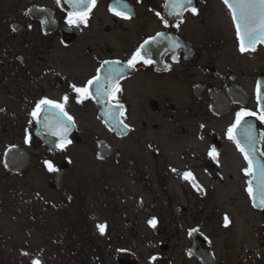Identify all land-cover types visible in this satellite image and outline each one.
I'll return each mask as SVG.
<instances>
[{
  "label": "flooded vegetation",
  "instance_id": "1",
  "mask_svg": "<svg viewBox=\"0 0 264 264\" xmlns=\"http://www.w3.org/2000/svg\"><path fill=\"white\" fill-rule=\"evenodd\" d=\"M165 3L97 0L88 26L76 27L66 23L72 8L65 0H0V196L4 200L12 191L20 202L0 204V222L12 211L17 224L25 223L21 212L32 211L28 225L47 234L44 211H53L65 225L58 226L63 233L77 229L68 230L64 242L81 249L58 250L60 237L41 236L53 245L50 261L38 254L42 264H264V209L253 207L246 191L250 177L243 172L247 162L227 138L237 112L261 107L256 89L258 81L264 85V43L241 54L223 0H193L198 14L189 10L182 17L170 15ZM109 9L132 18L121 19ZM157 33L182 47L174 60L171 42L161 40L148 57L151 64L123 69L117 97L124 112L117 120L105 114L103 100L77 103L73 85L83 87L105 60L127 65ZM106 74L107 66L100 72L102 78ZM65 95L74 127L68 134L72 143L60 151L59 135L45 126V113L37 122L31 112L39 100L63 103ZM53 112L47 113L48 123L59 132ZM119 121L130 130H122ZM246 122L255 126L254 159L264 164V123L255 117ZM243 128L235 133L242 143ZM81 145L113 167L114 187L96 193L97 216L90 215L92 206L69 205L73 191L63 179L72 166V149ZM212 148L216 160L208 156ZM45 161L59 171L49 172ZM185 171L193 173L203 193L181 178ZM37 180L44 187L34 192L39 202L34 208L25 205L23 194L27 182ZM153 217L155 229L148 224ZM87 220L106 223L105 235L85 236L78 228L85 229ZM193 229L199 231L189 235ZM5 237L0 234V244L8 243ZM23 249L10 254L0 246V264H26Z\"/></svg>",
  "mask_w": 264,
  "mask_h": 264
},
{
  "label": "snow or ice",
  "instance_id": "2",
  "mask_svg": "<svg viewBox=\"0 0 264 264\" xmlns=\"http://www.w3.org/2000/svg\"><path fill=\"white\" fill-rule=\"evenodd\" d=\"M66 3L70 5L72 11L68 12L66 23L68 25H75L79 27L80 25L88 26V21L92 9L96 7L97 0H65ZM60 3V0H57ZM223 3L227 6L232 23L235 27L236 38L239 43V51L241 54L247 53L249 51H255L256 45L258 43H264V0H223ZM165 8L170 9V15L175 17H182L185 11H191L193 15L198 14V9L193 5V0H166L164 5ZM114 15L119 16L121 19L130 20L132 18L131 14L123 11H116L115 9H109ZM164 23L165 27L169 26V21L165 19L160 12L156 13ZM183 21L180 20V23ZM180 23H176L175 27L179 28ZM16 29H13L15 31ZM168 39L172 45L173 59H176L175 51L177 48L182 47L178 41H173L171 37H166L164 33H157L156 37L149 40H145L144 44L133 53L131 58L128 60L127 65H123L120 61H103L101 63L100 69L97 70V75L89 79L83 87L72 86L73 91L77 94V103H83L87 99L96 98L97 102L103 100L108 105V110L105 113L112 120H117L118 115L123 114L124 106L119 103L117 93L122 91L119 84V77L123 73L125 67L135 69L138 63H143L144 65H149L152 60L148 57L151 56L153 51V46L158 44L159 41ZM107 66V74L102 78L100 75L101 69ZM264 85L259 81L257 82L256 97L257 103L261 107L258 112L246 111L241 109V111L236 113L235 122L227 130V138L235 143L237 149L241 152L244 160L247 162V167L243 169L244 175L250 177L247 181V193L253 201V207H259L264 209V164H258L254 159L256 148L255 143L257 142L255 136V126L252 124H247V117H255L261 123H264V91H262ZM68 96L63 97V103H59L48 98H43L39 100L31 112L33 119L39 122L40 114L45 113L44 122L45 126L49 127L53 135H59L60 143L57 145L60 151H65L67 146L72 143L68 139V134L74 127L73 117L68 115L65 111V105L68 102ZM111 101H115L112 104ZM57 110L53 112V110ZM53 112V115L57 117L56 127L59 132L53 131L52 126L48 123L47 113ZM122 124V130H130L127 124L123 121H119ZM244 125L243 128V143L240 139H237L236 130ZM203 127V126H202ZM264 136V134H261ZM29 138H26V143ZM264 155V153H261ZM208 156L212 160H216L218 153L215 148H212L208 152ZM46 167L49 172H58L59 169L54 167L49 161H45ZM175 172L176 169H173ZM182 179L191 183L192 187L199 192L203 193V188L196 182V178L191 171H185L182 173ZM255 181V189L254 182ZM256 191L259 192V197L257 198ZM71 200V197H69ZM258 201V202H257ZM229 219L227 216L224 218V226L227 227L229 224ZM148 224L153 229L157 226L156 218L148 220ZM97 230L101 236L105 235L107 224H97ZM198 229H193L190 231L198 232ZM22 255L27 256V252H22ZM153 261L156 257L151 258ZM32 264H42L39 259H34Z\"/></svg>",
  "mask_w": 264,
  "mask_h": 264
},
{
  "label": "rangeland",
  "instance_id": "3",
  "mask_svg": "<svg viewBox=\"0 0 264 264\" xmlns=\"http://www.w3.org/2000/svg\"><path fill=\"white\" fill-rule=\"evenodd\" d=\"M71 157L73 159L72 166L68 170V172L64 176V182L66 184V187L69 189H72V201L69 203V205H74V203H77L80 208L84 206H92L90 209V215L97 216L99 214L97 207V203H100L98 201L99 196L96 195L97 191L102 187H109L113 188L115 184L114 178H111V175L113 174V167L110 166L108 163H101L99 161H96L92 158V156L95 155L91 151L90 148L86 146H77L74 147L71 151ZM41 187H44L43 183H41L39 180L35 182V184L31 185L27 182L26 190L23 194V197L25 199L24 203L25 205H30L31 207L37 208L39 206V202L37 201V196L34 194L36 189H39ZM88 192H85V190H89ZM10 197H5L4 200H1L0 196V204H8L9 206L14 204H19L20 202H16L15 197L12 193V191L9 192ZM28 206V207H30ZM28 207H25V209H29ZM14 208V207H13ZM11 208V210L13 209ZM69 208V207H68ZM55 212L53 211H44V215H47V219L49 220V223L46 224L47 228V234L38 232L32 225H28L27 221L29 220L30 215H34L35 212H26L20 214L25 215V223H19L14 221V213L12 211L7 212L4 214L6 217L2 219L0 222V234L2 236H6L5 239L0 244L3 248L6 250H9L10 254H14L16 252V249L18 248H24L23 252H27L28 255L26 256L27 262L26 264H32V260L36 259L39 253L45 254V258L47 261H50V256L52 252V246L51 244H48L44 242L41 236L45 235H54L56 237H60L63 242H60L58 244H55L58 248V250H65L69 249L70 251H81V249L78 248V244L76 243H66L65 237L67 236L68 230H77L76 228H69L67 227L64 229V233L61 231V228L58 227L60 224L56 221L57 217L52 216ZM107 213V212H106ZM105 213V214H106ZM28 216V218H27ZM93 217H91V220ZM19 219V218H18ZM17 219V220H18ZM68 220L71 222H74V220L68 218ZM100 220V219H98ZM87 220L85 222V229L84 228H78L80 231L85 230V236L91 235V236H99L98 230L96 225L98 224H92ZM65 226V225H60ZM117 229L121 230V233L126 234V227L119 226ZM124 231V232H123ZM103 237V236H101ZM68 250V251H69ZM44 256V255H43ZM49 264V262H48Z\"/></svg>",
  "mask_w": 264,
  "mask_h": 264
}]
</instances>
